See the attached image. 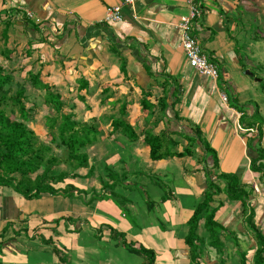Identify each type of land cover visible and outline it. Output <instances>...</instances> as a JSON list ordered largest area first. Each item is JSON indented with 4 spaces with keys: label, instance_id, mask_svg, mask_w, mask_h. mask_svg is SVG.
<instances>
[{
    "label": "crops",
    "instance_id": "1",
    "mask_svg": "<svg viewBox=\"0 0 264 264\" xmlns=\"http://www.w3.org/2000/svg\"><path fill=\"white\" fill-rule=\"evenodd\" d=\"M197 3L201 16L192 33L203 53L216 64L215 79L196 72L180 45L179 23L189 12L186 0H133L130 4L123 0H0V65H30L26 71L39 72L41 81L60 94L65 113L72 112L81 122H93L99 131L97 141L88 148L90 164L95 167L93 176L85 177L88 168H82L81 177L66 178L55 187L70 183L100 192V178L111 182L104 170L108 165L125 174L114 191L125 195L136 215L139 210L148 213L143 223L138 222L144 228L138 232V226H132L122 214L123 220L112 219L117 206L111 199L96 200L86 208L79 200L70 201L69 196L44 193L27 199L10 187L0 186V239L5 235L0 264H11L10 254L16 251L21 257L20 250L36 245L49 251L58 264L68 261L70 254L74 255L70 259L73 264H123L113 254L119 251L123 257L126 249L121 238L111 239V228L135 246L153 248L155 264H189L184 240L187 221L207 184L201 156L153 160L144 142L149 130L168 133L177 141L172 150L181 151L187 144L182 134L198 125L217 153L219 171L238 174L245 188L252 190L254 221L264 233V175L250 169L259 136V145L264 148V0ZM114 5L121 7L122 21L106 24V10ZM27 10L33 18L26 16ZM258 68L261 71L251 72ZM164 73L176 78V94L174 84L164 80ZM27 83L26 99L34 107L29 125L43 136L47 129L37 124V119L52 109L44 103V90ZM142 99L150 108L142 106ZM163 101L165 109L160 105ZM113 118L133 125L138 138L130 141L121 130H113ZM140 177L148 181L158 200L138 194L135 182ZM160 181L171 185L159 196L158 190L163 188ZM219 202L222 205L215 219L224 227V247L221 254L208 248L200 264H240L242 252H247V262L252 263L256 240L243 216L242 203L229 200L224 193L214 197L213 204ZM70 203L76 218L86 217L88 222L82 220L75 226L70 221ZM157 203L163 205L164 212L156 214L164 213L166 224L151 209ZM86 223L91 230L86 229ZM203 223L201 219L197 233L207 240ZM100 244L108 246L109 261L97 262ZM92 252L95 256L89 260Z\"/></svg>",
    "mask_w": 264,
    "mask_h": 264
},
{
    "label": "trees",
    "instance_id": "2",
    "mask_svg": "<svg viewBox=\"0 0 264 264\" xmlns=\"http://www.w3.org/2000/svg\"><path fill=\"white\" fill-rule=\"evenodd\" d=\"M26 74L25 81L31 82L35 88L44 90V103L52 109V112L45 116V126L50 139H40L29 125L33 119L31 112L34 107L26 106L24 83L16 82L12 93V73L0 65V186L10 187L27 199L39 198L44 193L76 195L82 198L86 205L114 194L113 190L120 182L122 183L125 174H118L108 165L104 166V170L111 182H104L100 178L102 184L100 192L87 191L70 183L63 188L55 187L66 178L81 177L79 170L82 168H88L85 177L93 176L95 167L90 164L88 148L97 141L99 131L93 122H81L75 119L72 112L65 113L60 94L52 90L49 84L41 81L39 72L28 70ZM162 76L165 81L170 80L171 84H174L176 94L179 88L176 78L168 73ZM141 104L144 108H150L145 99L141 100ZM160 105L165 109L167 103L163 101ZM112 126L113 130H121L130 141L138 138L135 127L122 118H113ZM191 130L190 133L182 134L187 139V144L181 151L172 150L177 141L166 132L154 134L149 130L145 131L144 135V142L150 147L149 154L153 160L168 156L195 154L201 156L200 161L207 184L202 200L194 206L193 213L187 221L188 230L184 240L188 246L189 264H200L206 254V247L215 249L218 254L222 252L224 243L221 240V232L224 227L215 219L216 211L222 202L213 204L214 197L220 193H224L229 200H239L242 203L243 216L256 240L252 264H264V233L254 221L255 208L250 201L252 190L245 188L238 174L219 171L217 153L203 138L199 126L195 125ZM259 138L258 146L254 149L255 155L250 159V169L264 175V148L259 145ZM197 147H200L199 151ZM60 166H64L65 169L54 172V169ZM149 204L147 206L150 208ZM201 219L204 221L207 240L197 233ZM110 237L121 238L123 246L129 253L142 257L140 264H155L156 251L153 248L143 244L135 246L133 242L127 241L124 234L116 232L113 228ZM240 264H248L247 252L240 255Z\"/></svg>",
    "mask_w": 264,
    "mask_h": 264
},
{
    "label": "rangeland",
    "instance_id": "3",
    "mask_svg": "<svg viewBox=\"0 0 264 264\" xmlns=\"http://www.w3.org/2000/svg\"><path fill=\"white\" fill-rule=\"evenodd\" d=\"M3 66L6 68L7 71L12 73V76H13V79H12V93H13L14 89L16 87V82L25 83V79L27 78V74H26L27 71L26 70H27V68L30 67V65H3ZM256 71H261V68L254 69V70L252 69L251 72H256ZM28 84H30V83L28 82L27 85ZM261 86L263 87V82H261ZM29 95H31V93H29ZM25 101H26V106L27 107H32L31 102H30L31 100L29 101V99H26ZM42 106L43 105L40 103V107L41 108H42ZM32 110H34V108ZM255 119H256V121H258V123L262 122L261 119H259L258 116ZM37 120H38L37 124L44 125V127L46 128V126H45V117L39 118ZM30 122H32V121H30ZM30 122H29V124H30ZM42 135L43 136L38 135L40 137V139H45V140H49L50 139V137H49V135L47 133H43ZM61 169H65V167L64 166L56 167L54 169V172H57V171H59ZM148 178H149L148 176L144 175V179L145 180H148ZM150 178L153 181L154 177L150 176ZM139 179L144 180L142 177H140ZM141 180H138L137 182H135V185L137 186V190L136 191L138 192V194L142 198L147 197V198H150V200H152V199L153 200H158V198H159L158 195H156L155 193L154 194L151 193V190L149 189V186L147 184L148 181L144 180L142 182ZM159 183H160L161 186H163V188L160 187V190H158L159 191V196H160L161 194H164L165 192L167 193L168 185L169 184L171 185V183H169L167 181H165V182L160 181ZM154 189H156V188L154 187ZM85 190H87V189H85ZM153 196H155V197H153ZM167 196H168V194H167ZM69 197H70V201H73V202H76V200H79L80 203L83 204L86 208L92 206L91 203L86 205L84 203V200L82 198L76 196V195L69 196ZM103 199H111L112 200L111 202L114 205L117 206V208H114V210L112 211V215H111L112 219L123 220L121 218V214H122L124 219L127 220L128 222H130V224L132 226H136L137 227L138 226V222L143 223V219L148 214V213L144 214L143 212H140V210H139V212H137V215L134 212H132V210L129 209V203H124V201H128V199L125 197V195L121 191H118V192L114 191V194L108 195V198H103ZM103 199H97V200H103ZM157 204H159V206H157ZM157 204H156V208L157 209L156 208H151V209H152L153 213L156 215V218L157 217L160 218L161 223L166 224L165 223V220H166L165 214L164 213L162 215L156 214V212L160 211V210L162 212H164L163 205L161 203H157ZM69 210L71 212L70 214H68V215H71L70 221H72V223H74L75 226L80 221H81L80 223L88 222L87 221L88 219L86 217H84L83 219H81L82 217H80V220H78L79 218H76L75 215H76L77 212L74 210V207L71 206V203L69 204ZM115 210H117V214H118L117 217H115ZM152 211H151V213H152ZM113 212H114V215H113ZM134 219H135V221H134ZM82 220H83V222H82ZM84 226L86 227V229L91 230L88 223H86ZM9 227H10V224H7V226L5 228V230L7 232L9 230ZM137 230H138V232H140V231L142 232L144 230V228H143V226H140V227L138 226ZM91 233H93V237L95 238L96 235H94V233H95L94 230H92ZM4 237H5V235L0 239V240H2V241H0V253H1L2 256L4 255V253L2 252L3 246H1V244L4 243L3 242ZM85 237L86 238L89 237L87 235V233H85ZM150 241L153 242L154 244L156 242L155 239H153V240L150 239ZM103 243L106 244V242H103ZM240 244H243V243L240 242ZM90 247H92V246H90ZM246 247H247V244H246V246L244 245V248H246ZM40 248L41 247L38 246V245H36L35 247H33V246L32 247H25L22 250H20V252H22L21 257L19 255H17L16 251H15V254L12 253V254L9 255L10 259L14 260L13 262H11V264H58L57 262H55L54 256L51 255L49 251L45 252V251L41 250L43 248H41V249ZM107 250H108V246H106L104 244H100L99 245L98 253H97L98 259H99V261H97L98 263H102L103 260L109 261V257L107 258V253H106ZM207 250H208V247H206V251ZM125 251L127 252V250H125ZM125 251L123 252L124 253L123 257H122L121 254H119L120 253L119 251L117 253L113 254V255H114V257L118 256L120 262L123 263V264H140V261H142V257H140L139 255H136V254H128V255H126ZM73 256L74 255L70 254L69 258H68L69 260L68 261L66 260L63 264H73L72 262L70 263V259H71V257L73 258ZM93 256H95L94 252H92L89 255V257L91 258L89 260H93ZM6 258L8 259V256ZM20 258H22V260H20ZM7 259H5V260H7ZM0 263H1V261H0ZM75 264H80V263H78V262L76 263V261H75ZM83 264H89V261L83 262ZM227 264H232V262H228ZM248 264H252V263L249 261Z\"/></svg>",
    "mask_w": 264,
    "mask_h": 264
},
{
    "label": "built area",
    "instance_id": "4",
    "mask_svg": "<svg viewBox=\"0 0 264 264\" xmlns=\"http://www.w3.org/2000/svg\"><path fill=\"white\" fill-rule=\"evenodd\" d=\"M126 3H132L133 0H123ZM189 6L188 14L179 23L180 28V45L183 48L186 59L189 65L195 69L196 72L209 76L213 79L217 77L218 70L214 62H211L208 57L203 53L197 38L192 33L194 22L201 16L200 7L197 0H186ZM18 11L16 12V19L18 18ZM27 17L33 18V13L29 10L26 11ZM38 22L39 19L35 18ZM122 21L121 7L114 5L106 10L104 22L106 24H114ZM223 98L226 99L225 94Z\"/></svg>",
    "mask_w": 264,
    "mask_h": 264
},
{
    "label": "water",
    "instance_id": "5",
    "mask_svg": "<svg viewBox=\"0 0 264 264\" xmlns=\"http://www.w3.org/2000/svg\"><path fill=\"white\" fill-rule=\"evenodd\" d=\"M248 72V71H247ZM250 74V73H249Z\"/></svg>",
    "mask_w": 264,
    "mask_h": 264
}]
</instances>
